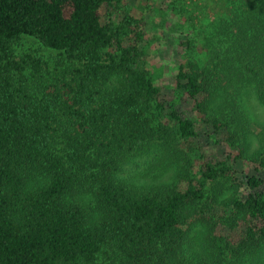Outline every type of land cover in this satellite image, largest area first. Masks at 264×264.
Masks as SVG:
<instances>
[{
  "label": "trees",
  "instance_id": "trees-1",
  "mask_svg": "<svg viewBox=\"0 0 264 264\" xmlns=\"http://www.w3.org/2000/svg\"><path fill=\"white\" fill-rule=\"evenodd\" d=\"M206 2L156 22L160 86L141 0H0V264H264V0ZM151 155L169 182L124 178Z\"/></svg>",
  "mask_w": 264,
  "mask_h": 264
},
{
  "label": "rangeland",
  "instance_id": "rangeland-1",
  "mask_svg": "<svg viewBox=\"0 0 264 264\" xmlns=\"http://www.w3.org/2000/svg\"><path fill=\"white\" fill-rule=\"evenodd\" d=\"M168 1L170 0H141L140 6L136 8V13L145 16L148 21L147 36L151 40L149 57L151 63L148 68L153 73L156 83L160 86H171L174 83L176 70L183 60V55L180 54L182 49L176 43V38L170 39V32L167 31L168 26L163 27L156 24V22L162 23L161 18L166 16ZM206 4L212 15L211 18L205 20L206 28H208L209 26L212 27L220 18L230 14L228 5H232L233 0H208ZM212 7L216 8L217 15L213 12ZM38 47L31 40L25 41V49H38ZM49 54L51 53H45L46 56ZM53 54L56 53L53 52ZM243 105L252 123L251 142L256 147V145H259V140H264V133L259 136L264 128V108L251 90L246 92ZM158 167L154 155L137 158L124 169L123 176L141 186L148 187L169 182L170 175L165 174L164 168Z\"/></svg>",
  "mask_w": 264,
  "mask_h": 264
}]
</instances>
